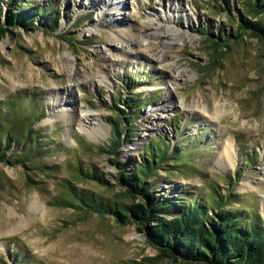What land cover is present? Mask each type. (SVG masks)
<instances>
[{"label":"rangeland","instance_id":"1","mask_svg":"<svg viewBox=\"0 0 264 264\" xmlns=\"http://www.w3.org/2000/svg\"><path fill=\"white\" fill-rule=\"evenodd\" d=\"M112 1L123 7L119 17L123 20H116V14L108 21L105 17L107 22L93 31L98 15L112 8ZM243 1L30 0L24 10L27 16L34 7H46L48 12L31 25L13 27L12 35L0 39V104L16 94L38 102L43 116L34 129L44 134L42 144L50 147L40 157L47 166L44 174L8 161L0 163V264H180L158 258V251L132 224L120 227L110 217L84 216L56 203L61 197L69 198V186L109 201L117 196L124 201L116 185L105 189L97 181H85L79 172L115 184L114 161L127 163L124 170L134 168L153 138L162 137L159 148L168 152L163 170L150 179L154 192L178 198L185 194L188 200L194 196L203 202L214 192L223 198L225 212L253 213L264 221V197H259L264 189L263 193L241 189L248 177L252 185L256 183L259 176L253 173L264 152V42L238 30V20L245 14ZM16 5L12 0L0 2V24L4 16L22 11ZM167 11L180 18L173 37L186 41L179 49L164 45L172 36L143 41L144 35L167 31ZM55 15L57 26L50 30L46 24ZM205 25L216 37L217 32L229 36L227 48L220 50V70L211 71L206 39L197 31ZM124 33L133 41L131 53L121 56L126 41L121 38L110 48L106 43ZM183 34L190 38L184 39ZM64 58L71 60L73 75L92 77L85 86L73 88L77 110L72 108V113L65 107L66 116L53 119L60 107L51 105L50 93L66 97L70 85ZM168 63L175 67H166ZM129 99L143 106L132 120V131L123 133L129 125L118 119V109H124L123 102ZM197 101L206 113L192 107ZM83 108L100 113L98 118L89 117L94 125L85 124L88 130L102 125L104 135L98 139L88 138L75 121ZM220 108L225 113L215 114ZM210 115L216 119L209 121ZM113 121L121 124L118 137ZM228 138L235 141L237 163L223 169L215 161L221 159ZM177 151L182 156L174 160ZM35 200L43 208L31 209Z\"/></svg>","mask_w":264,"mask_h":264},{"label":"trees","instance_id":"2","mask_svg":"<svg viewBox=\"0 0 264 264\" xmlns=\"http://www.w3.org/2000/svg\"><path fill=\"white\" fill-rule=\"evenodd\" d=\"M29 2L30 0H12L22 11L3 17L0 39L12 35L13 27L31 25L34 19H39L48 12L46 7H34L32 14L27 16L24 10L29 7ZM243 7L245 14L238 20V30L264 42V0H245ZM57 21L55 15L46 25L52 30L57 26ZM197 31L206 39L207 53L211 55L213 65L211 71L220 70V50L227 48L225 42L229 36L216 31L219 34L216 37L206 25ZM223 43L225 46H221ZM123 103L125 108L118 109L121 117L118 119L124 125H129L123 133H130L132 120L143 103L136 99ZM42 116L39 103L27 96L12 95L0 104V163L8 161L28 172L46 173L47 166L40 163V157L48 153L50 146L42 144L44 134L34 129ZM113 122L118 137L120 131L117 126L121 124ZM75 139H78L77 136ZM162 142V137L153 138L145 147L142 159L135 162L132 169L124 170L127 163L114 161L113 164L118 169L115 184L109 183L102 176L79 172L85 181H97L105 189H113L116 185L122 191L120 199L124 201H119L118 196L116 201H109L102 196L84 193L69 186V198L61 197L56 203L61 207H71L84 216L110 217L120 227L134 225L149 245L158 251L157 257L160 259L180 264H264V221L258 215L225 212L222 210L223 198L214 196V192L204 202L194 196L188 200L185 194L178 198L154 192V182L150 179L156 177L160 169L163 170L161 167L168 159L167 150L163 152L159 148ZM115 149H118V143ZM182 150L186 151L187 148ZM174 156V160H177L182 154L177 151Z\"/></svg>","mask_w":264,"mask_h":264},{"label":"bare ground","instance_id":"3","mask_svg":"<svg viewBox=\"0 0 264 264\" xmlns=\"http://www.w3.org/2000/svg\"><path fill=\"white\" fill-rule=\"evenodd\" d=\"M116 3L120 4L119 2H115V1L113 2L112 1V3L110 4V6H113L112 8L111 7H107L106 11L100 12V14L98 15L97 23H96V25L93 28V31H98L99 30V27L102 24L106 23L108 20H110L109 17L112 16V15L115 16V14H116V18H117L116 20H120V19L123 20L124 17L123 18H119L122 15V13H120V10L123 9V7L120 6L121 4L119 6H117ZM112 11H114V13H112ZM158 12H160V11H158ZM167 12H168V14H167ZM167 12H165V20H164V22L166 23V27H167L166 30L167 31L165 33H162V34H157V33L153 32V33L144 35V36H142L144 38L143 41H149V38L158 40V39H161L162 37H166V36H172L173 37V36H175V34L178 33V30L175 29L174 25L177 22H179V19L180 18L175 17V15L174 16L171 15L170 14V11H167ZM105 17H106V20L107 21L105 20ZM158 19H159V16L158 17L156 16V20H158ZM160 19H161V16H160ZM148 22L154 24V22H152V20H150ZM146 25H148V24H146ZM154 25H155V27L160 26L159 23L158 24H154ZM155 27L152 28L150 26L149 29H151V30L156 29ZM146 29H148V28H146ZM141 34H143V33H141ZM155 35H157V36L155 37ZM183 35L185 36L184 39L187 38V40H188L190 38V37H188L185 34H183ZM121 38L123 39V41H126L127 42V43L126 42H123V43H126V44H124V45L122 44V46H121V48H123V53L120 54V55L121 56H123V55L125 56L126 54H130L131 53L130 52L131 50L129 49V47H130L129 46V42L133 41V36L124 33V35L121 34L119 36V39L120 40L119 39H116L114 37H112L111 39H108V41H107L108 43H106V45H107L108 48H110L112 46L115 47V44L114 43L115 42H117V43L118 42L119 43L122 42L121 41ZM185 41L186 40H181V39H177V37H173V39H170V40L165 41L164 42L165 43L164 45H166L171 50L177 49V48L179 49V46L182 45ZM134 45L138 47V44H134ZM151 51H152V57H154L156 55V53L154 52L153 49ZM153 60L156 61L157 63H159L160 66L162 65L160 63L161 60H159L157 58H155V59L153 58ZM63 61H64L63 64H65L64 65L65 66L64 67V71H65V74H66V77H67V81L70 84L69 85V88L66 89V91H67L66 94H67L68 97L67 96H66L67 98L65 97V93H64V95L50 93V95H51V101L53 102L51 105L52 106H56V104H57L60 107L59 108L60 109L59 110V113L58 112H55L53 114V117H52L53 119H55L57 117H65L66 116V115H64L65 110H66L65 107H68L69 109H67V111L70 110L72 113H74L77 110V108L74 106L75 105V102L72 100V97H71V94H75L73 88L74 87H77L79 89V88L85 86L86 83H88L87 80L90 77H92V75L89 74V73L88 74H85L83 76H80V77L77 75V73H76V75L75 74L73 75L74 66L69 67L70 66L69 64L71 63V60L69 58H64ZM161 62H163V61H161ZM166 67H170V68L172 67V68H174L175 66H174V64H169ZM177 72L179 73V71H177ZM181 73H182V71H181ZM102 74L104 75V72H102ZM177 76H179V74ZM75 78H77V79H75ZM177 80L178 79L176 78L175 81H177ZM72 83H73V85H72ZM181 105L183 106V108H186V104L184 102H182ZM182 106H180V107H182ZM192 107H194L196 109V111L199 110L201 112L206 113V111L204 109H202L203 107L202 108L199 107L198 101L195 102L194 103V106H192ZM72 108H75V111L72 110ZM216 108H217V106H216ZM79 113L81 114V116L78 117V114H77L76 117H75L76 118L75 121H78V125L80 126L79 128H80V131L82 133H84L85 135H87V137L90 138V139H98L99 136H103L104 135L103 134V131L104 130L102 131V127H101L102 125L101 124H99V123L96 124L98 127L97 128L94 127L93 129H90V130H88L89 128L86 129L87 126L85 125V124H88V126L94 125V123H91L88 119L91 116V114L92 115H95L98 118L99 115H100V113L94 114V113H92V111H90L88 109H84V108H83V110L81 109V111ZM212 113H214V112L212 111ZM223 113H225V109L216 110V113L215 114L222 115ZM208 117H209V121H214L216 119V117L214 118V116L212 117L211 115L208 116ZM235 147H236L235 146V141L233 139L228 138L227 139V142L225 144V147H224V151L222 152L221 155H219V158H221V159H219V160L216 159V161H215L216 164L219 165V166H221L223 169L234 168L236 166V163H237L236 162L237 161V157H236V154H235L236 153V148ZM261 157H262V160H261L260 166L258 168H256L255 173H253L254 175L259 176L258 179H255L256 180V183H254V185H252L251 180L248 177V179L246 181H244L241 189H243V190L250 189V190L258 191L259 193H263V189H264V187H263V183H264V152H263V154H262ZM256 172H259V173L256 174ZM259 195H260L259 196L260 198H263L264 197V195L262 196V194H259ZM37 203H38L37 200L33 201L31 203V209L38 210L40 208H43L42 206L41 207L39 206L40 203L39 204H37Z\"/></svg>","mask_w":264,"mask_h":264},{"label":"water","instance_id":"4","mask_svg":"<svg viewBox=\"0 0 264 264\" xmlns=\"http://www.w3.org/2000/svg\"><path fill=\"white\" fill-rule=\"evenodd\" d=\"M6 36H8V35H6ZM4 39V38H3Z\"/></svg>","mask_w":264,"mask_h":264}]
</instances>
